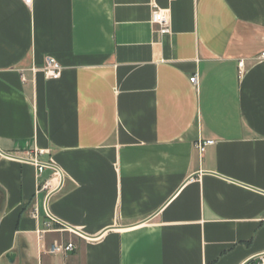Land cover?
Wrapping results in <instances>:
<instances>
[{
  "label": "crops",
  "instance_id": "crops-1",
  "mask_svg": "<svg viewBox=\"0 0 264 264\" xmlns=\"http://www.w3.org/2000/svg\"><path fill=\"white\" fill-rule=\"evenodd\" d=\"M261 53L264 0H0V264H258Z\"/></svg>",
  "mask_w": 264,
  "mask_h": 264
},
{
  "label": "built area",
  "instance_id": "built-area-1",
  "mask_svg": "<svg viewBox=\"0 0 264 264\" xmlns=\"http://www.w3.org/2000/svg\"><path fill=\"white\" fill-rule=\"evenodd\" d=\"M25 5L30 6L32 4V0H21ZM151 24L158 26L159 32L162 34L169 33V17L167 13L160 11L159 9H153L151 12ZM260 58L264 59V53H261ZM238 67L240 71H242L244 64L242 61L239 62ZM43 72L45 74L46 79L48 80H57L60 77L61 67L60 65L52 58H46L45 63L43 65ZM189 82L196 87L197 85V75L190 77ZM214 142L207 141H199L196 143L195 148L199 152V154H203L205 149ZM45 155L44 151L34 150L32 152L26 153L22 156L23 161H27L32 163L36 167L37 178L40 179L44 173V171H50V176L48 179L44 180L42 183L39 181L38 184V192H45V200L49 199L51 195L58 191L61 181L62 174L59 168L52 163L51 161H41L40 157ZM34 217H36L37 212L35 211ZM52 223H58L55 219L49 218L48 222L44 224V229L37 232L38 238L42 237V234L46 231L51 230ZM67 228V227H65ZM73 245L68 244L66 246L57 247L52 252L62 251V252H71L73 251ZM258 264H264V254L258 257Z\"/></svg>",
  "mask_w": 264,
  "mask_h": 264
},
{
  "label": "water",
  "instance_id": "water-1",
  "mask_svg": "<svg viewBox=\"0 0 264 264\" xmlns=\"http://www.w3.org/2000/svg\"><path fill=\"white\" fill-rule=\"evenodd\" d=\"M6 259H7V261H8L10 264L13 263V258H12L10 255H7V256H6Z\"/></svg>",
  "mask_w": 264,
  "mask_h": 264
}]
</instances>
